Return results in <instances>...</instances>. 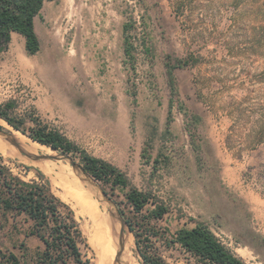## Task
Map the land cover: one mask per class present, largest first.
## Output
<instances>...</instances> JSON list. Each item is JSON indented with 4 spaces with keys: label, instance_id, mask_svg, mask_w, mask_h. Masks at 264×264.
<instances>
[{
    "label": "rangeland",
    "instance_id": "obj_1",
    "mask_svg": "<svg viewBox=\"0 0 264 264\" xmlns=\"http://www.w3.org/2000/svg\"><path fill=\"white\" fill-rule=\"evenodd\" d=\"M43 8L35 25L41 50L30 55L12 40L0 52V106L11 102L10 115L24 118L27 130L37 120L61 131L125 171L126 190H144L167 206L152 222L158 235L142 247L169 264H208L165 239L197 222L247 264H264V0H49ZM126 22L133 24V57L125 53ZM178 58L187 64L174 70L173 95L165 63ZM0 128L20 144L0 135L2 163L26 181L45 183L73 210L94 264L85 218L67 191L82 185L112 210L60 152L1 117ZM66 156L80 163L79 155ZM110 197L133 215L125 192Z\"/></svg>",
    "mask_w": 264,
    "mask_h": 264
},
{
    "label": "trees",
    "instance_id": "obj_2",
    "mask_svg": "<svg viewBox=\"0 0 264 264\" xmlns=\"http://www.w3.org/2000/svg\"><path fill=\"white\" fill-rule=\"evenodd\" d=\"M46 1L49 0H0V52L7 50L12 40V32H18L25 37L28 54L34 55L41 50L35 17L41 13ZM132 27L131 22H126L123 26L125 53L129 57H133L129 39ZM186 64L187 60L182 58H178L176 63L170 60L165 63L173 95L178 93L174 70ZM12 107L11 102L0 106V117L9 125L43 145L66 154L79 155V164L85 172L101 182L103 190L109 196H113L116 189L125 192V206L130 208L133 215H128L121 203L115 202L135 235L143 262L169 264L161 254L153 252L148 244L142 247L143 242H151L150 236L158 235L151 231L152 222L164 217L168 211L167 206L152 201L151 193L144 190H126L130 182L125 171L80 148L61 131L39 124L34 119L35 126L27 130L24 127V118L10 115L9 110ZM172 108L173 102L170 103L169 112ZM195 118L196 116H192V121ZM170 121L169 118L167 131ZM150 203L154 207L146 210ZM140 228L144 231L142 234L139 232ZM31 238H38L40 243L31 246ZM165 239L171 245L178 244L204 263L247 264L203 222H197L192 228H180L169 238L165 235ZM83 244L86 245V242L73 210L45 183L26 181L15 175L2 163L0 156V264H93L91 257L84 251Z\"/></svg>",
    "mask_w": 264,
    "mask_h": 264
},
{
    "label": "bare ground",
    "instance_id": "obj_3",
    "mask_svg": "<svg viewBox=\"0 0 264 264\" xmlns=\"http://www.w3.org/2000/svg\"><path fill=\"white\" fill-rule=\"evenodd\" d=\"M11 147L7 146L9 150ZM65 198L74 206L77 213L85 218L84 232L86 233L84 234H87L89 244L93 248L94 264H139L132 248V234L124 232L115 216L100 207L99 202L93 197L92 191L90 192L82 185L72 187L67 191ZM109 210L111 209L109 208Z\"/></svg>",
    "mask_w": 264,
    "mask_h": 264
},
{
    "label": "water",
    "instance_id": "obj_4",
    "mask_svg": "<svg viewBox=\"0 0 264 264\" xmlns=\"http://www.w3.org/2000/svg\"><path fill=\"white\" fill-rule=\"evenodd\" d=\"M0 135L2 137H4L6 140L10 141L11 143H13L14 145L20 147V144L18 143L17 139L15 137H13L12 135L8 134L7 132H5L3 129L0 128ZM47 146V145H46ZM50 147V146H48ZM53 151H58L60 152V155H57L59 157H65L67 159H69L73 165L78 168L82 174L85 176V178L83 180L85 181H91L94 186L96 187V189L98 190V192L100 193V195L102 196L103 200L105 201V203L108 205V207L112 210L113 215L115 216V218L117 219L118 222L121 223V228L122 230L125 232V228L127 227L128 230L131 232V229L129 228V225L127 223V221L125 220V218L122 216L120 210L118 207H116V203L112 200V198L103 190V188L101 187V185H98L97 182H99L98 180H96L95 178H93L91 175H89L87 172H85V170L82 168V166L80 164H76L72 161V159L69 156H66V153H63L55 148L50 147ZM29 156H31L32 158H41L40 156H35L32 154H27Z\"/></svg>",
    "mask_w": 264,
    "mask_h": 264
},
{
    "label": "crops",
    "instance_id": "obj_5",
    "mask_svg": "<svg viewBox=\"0 0 264 264\" xmlns=\"http://www.w3.org/2000/svg\"><path fill=\"white\" fill-rule=\"evenodd\" d=\"M47 2V1H46ZM46 2H45V4H46ZM77 4V3H76ZM53 7V5L51 4V7L50 8H52ZM76 8V5H75V7H74V9ZM79 8H81V7H78L77 9H79ZM44 9V8H43ZM74 9H73V11H74ZM83 9V8H82ZM72 11V12H73ZM37 17L38 16H36L35 17V25H36V23H37ZM12 40L14 41H16V42H20L21 41V43L22 44H24L25 45V37L22 35V34H20V33H18V32H12ZM11 40V41H12ZM83 68H84V66H83Z\"/></svg>",
    "mask_w": 264,
    "mask_h": 264
},
{
    "label": "built area",
    "instance_id": "obj_6",
    "mask_svg": "<svg viewBox=\"0 0 264 264\" xmlns=\"http://www.w3.org/2000/svg\"><path fill=\"white\" fill-rule=\"evenodd\" d=\"M223 242V241H222ZM224 243V242H223Z\"/></svg>",
    "mask_w": 264,
    "mask_h": 264
}]
</instances>
